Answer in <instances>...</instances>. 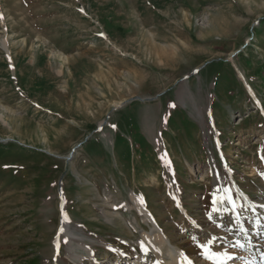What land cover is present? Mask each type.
<instances>
[{"label":"rangeland","instance_id":"rangeland-1","mask_svg":"<svg viewBox=\"0 0 264 264\" xmlns=\"http://www.w3.org/2000/svg\"><path fill=\"white\" fill-rule=\"evenodd\" d=\"M0 16V264H140L156 223L193 264H213L206 241L246 253L218 216L229 197L264 216V0H0Z\"/></svg>","mask_w":264,"mask_h":264},{"label":"bare ground","instance_id":"bare-ground-1","mask_svg":"<svg viewBox=\"0 0 264 264\" xmlns=\"http://www.w3.org/2000/svg\"><path fill=\"white\" fill-rule=\"evenodd\" d=\"M0 44H2V46L8 50L4 42L0 41ZM3 118L4 116L1 115L0 119H3ZM215 194L217 195L215 198H217L218 200L222 199V190L220 189V187L216 188ZM141 199L143 200V203H141ZM145 200L146 199L144 197H139L136 195L132 196L134 208L141 215H143L147 221H153L154 217L152 215V212L148 210V206L146 205L147 202ZM247 206L249 208V214L245 215L244 219L239 209H236V212L233 214L234 216L231 219L225 218L223 216V212H221L220 216H218V219L220 220L219 225L222 227V229H224L225 231H227V233H229L228 235H230V239L227 240L228 242L227 244L231 248H234L233 250L236 249L240 251L241 248L234 247L236 242H239L243 244L245 248L248 249L247 252H250V251L252 252L247 259L244 257L245 254L237 255L232 252L231 255L236 257V259L228 261L227 264H264V217L254 212V209H252L254 208L253 203L247 202ZM106 216L108 217V222H109V221H112L114 217L116 218L117 213L114 214L111 210H109V211H106ZM236 216H238V218L241 220H246V222L253 224V226L251 227V226H245L240 223V225H242L243 228L246 230L247 238L244 233L239 231V225H237L234 222ZM119 218L120 217L118 215L116 219H119ZM67 222L68 221L64 219L63 229L61 231V234L67 235L70 238V237H73V233L69 229ZM196 231H192V235L195 236L197 240H199V238H202V234L197 233ZM140 235L141 236H140L139 244L144 245V248L146 249V251L143 250L144 254L137 260V263H140V264H182L184 257H187L186 253L182 249H180L178 246H176L173 243V241L168 237V235L164 233V231L162 230V228L160 227L158 223H156L151 228L150 231L144 230L142 234ZM70 239L72 240V238ZM71 240H69L71 243V245L69 246V249H72L73 251L74 247L72 246ZM57 244L58 245L60 244L59 240L55 241L56 246ZM221 251H228V250H221ZM129 264H134V263L131 262Z\"/></svg>","mask_w":264,"mask_h":264},{"label":"snow or ice","instance_id":"snow-or-ice-1","mask_svg":"<svg viewBox=\"0 0 264 264\" xmlns=\"http://www.w3.org/2000/svg\"><path fill=\"white\" fill-rule=\"evenodd\" d=\"M2 18L3 17L0 16V19H2ZM173 107H175V105H173ZM167 166L170 167V162H168ZM228 202L233 205L232 211H233V213H235L236 208H235L234 201L231 199V197L228 198ZM141 203H143L142 199H141ZM223 203H225V201L223 199L218 200L217 198L214 197L212 200L213 211H217L218 205L223 204ZM209 219H211V216L209 217ZM234 222L237 225H239V231L244 233L246 238H247L246 230L243 228L242 225H240V220H239L238 216L235 217ZM214 245H215V240L211 241V243H208L206 241V242L200 243L198 245V247L201 249L202 255L204 256V258L206 260L213 261V264H227L228 261L236 259V257L231 255V253L228 251L214 250ZM57 247H59V245H57ZM234 247H239L242 249L244 247V245L239 243V242H236ZM141 249L146 251V249L144 248V245H141ZM182 264H192V261L189 260L187 257H184Z\"/></svg>","mask_w":264,"mask_h":264}]
</instances>
